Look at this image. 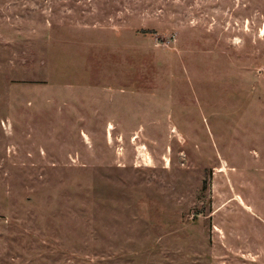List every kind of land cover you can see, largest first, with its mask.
<instances>
[{
    "label": "rangeland",
    "instance_id": "374dc122",
    "mask_svg": "<svg viewBox=\"0 0 264 264\" xmlns=\"http://www.w3.org/2000/svg\"><path fill=\"white\" fill-rule=\"evenodd\" d=\"M0 264H264V0H0Z\"/></svg>",
    "mask_w": 264,
    "mask_h": 264
}]
</instances>
